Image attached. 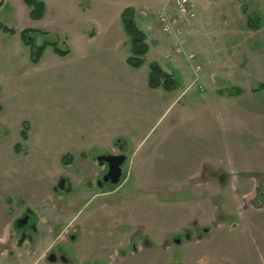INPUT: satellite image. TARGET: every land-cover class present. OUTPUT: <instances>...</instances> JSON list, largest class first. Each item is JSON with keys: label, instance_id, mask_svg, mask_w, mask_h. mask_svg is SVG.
<instances>
[{"label": "rangeland", "instance_id": "1", "mask_svg": "<svg viewBox=\"0 0 264 264\" xmlns=\"http://www.w3.org/2000/svg\"><path fill=\"white\" fill-rule=\"evenodd\" d=\"M41 1L46 9L39 21L28 18L29 10L22 0H3L0 8V23L14 32L0 31V232L6 223L13 233L11 222L23 204L19 200V207H15V201H10L14 206L6 214V194L13 198L19 195L24 202H41L43 208L50 209L61 206L59 200L63 199L60 229L54 236L62 238V231L71 223L83 227L75 244H60L71 264H95L99 258L103 264H264V90L258 89L264 84V71L259 73V59L253 53L258 36L245 32L246 16H257L255 4L243 0L241 13L235 0H196L195 5L189 0L195 14L191 20L194 46H181L182 75L169 69L176 86L167 91L169 98L184 90L185 96L178 107L164 106L162 113L166 112L144 140L142 153L151 146L153 152L144 156L143 173L136 174L135 166L125 161L121 169L122 178L127 173V180L113 193L91 196L84 191L87 185L75 181L70 193L58 198L48 192L52 181L79 170L76 164L66 168L55 151L34 143L43 137L47 121L41 113L44 97L58 95L68 80L83 77L80 73L86 72L81 69L93 67L103 56L116 67L125 64L130 41L120 14L126 8L134 10L136 26L162 58L174 46L171 37L186 42L191 26L182 24L177 35L159 33L155 17L161 11L170 14L174 0ZM232 23L242 25L243 35L225 32ZM24 29L37 31L30 35L34 46L55 43L58 49L68 50L67 55L58 56L47 46L39 62L31 63L29 48L19 38ZM94 30L97 41L91 44L83 31ZM106 44V53L96 50ZM188 54H194L195 59L188 62ZM151 57L149 53L145 58L147 73ZM196 66L201 69L196 72L198 78ZM23 122L33 131L28 156L24 143L18 153L13 150ZM163 126H170V130L162 139L159 130ZM209 165L226 170L217 175L222 176L221 181H212L225 185L226 195L212 198L213 191L210 196L207 191L208 196L203 192L205 196L193 197L197 193L193 189L208 183V179L196 182L194 174L203 173L198 176L201 180L209 173L202 170ZM237 176L244 178L242 185H238ZM113 187L106 185L105 191ZM213 203H218V208L212 217L209 204ZM218 220L221 222L215 228ZM118 226L131 232L140 229L149 246L139 244L137 255L118 258L117 242L124 246L122 238H113L119 236ZM195 226L206 239L189 245V252L183 254L186 247L171 243L169 248L162 246L165 238L178 236L184 241V233ZM206 227L208 231L203 232ZM103 237H110L108 249L96 254L93 239ZM104 239L102 244L107 243Z\"/></svg>", "mask_w": 264, "mask_h": 264}, {"label": "crops", "instance_id": "2", "mask_svg": "<svg viewBox=\"0 0 264 264\" xmlns=\"http://www.w3.org/2000/svg\"><path fill=\"white\" fill-rule=\"evenodd\" d=\"M235 1L238 6H240L239 10L241 12V7L244 4L241 3L243 0H240V2L238 0ZM247 1L255 4L254 6L257 9L256 17L260 21V26L257 29L247 28V31L245 32H248L253 36H258L256 37L257 40H255L257 51H254L253 53L254 56L256 55L255 57L259 59L258 68L259 73H261L264 71V21H261V17L264 18V0ZM192 2L193 5H195L197 1L192 0ZM193 18L185 23H190L191 26L189 29L190 31H188L186 42L175 40V38L171 37L174 46L170 49L171 51L168 54L165 53L163 58L160 55V51L157 49L154 50L155 47L150 44V41L144 34L148 51L144 56V63L141 67H130L126 63L127 57H125V64L129 67L125 64H122L121 67H116L115 64L109 60V57L103 56L104 58L94 62L93 67L89 65L86 68L81 69L86 73L90 70L93 71L91 76H86V73H80L83 77L79 76L68 80L66 86H64L62 92H59L58 95L49 94L44 97L43 100L45 101L41 107V113H43V117L45 121L46 119L47 121L44 125V132H42L43 137L36 138L34 143L36 145L39 144L40 146L46 145L50 150L55 151L56 156H59L61 163L62 158L67 156L65 160L72 161L70 164L65 165L66 168H69L74 164L78 166L77 170H79V172H70V177L68 178L77 182H82L90 178L96 180L104 172L105 167L96 165V163L93 162L94 158L97 156L112 154L124 155L128 165L135 166L134 170L136 174L141 175L143 173V165L145 164L144 156L153 152V147L151 146L149 151L146 150L142 153V144L144 140L152 132L166 112L164 111V113H162L164 106L168 109L178 107L181 97L183 98L185 96V90L176 97L173 96L172 98H169L167 91H164L161 88H149L147 84L148 73L144 70L146 65L145 58L150 53L152 56L150 63H157L163 71L169 74H171V70L169 69H173L182 75V71L180 70H182L183 67L180 64L178 56L180 53L176 52V50L180 49L182 53L181 46H194L192 40L195 33V27L191 22ZM183 26L184 25H181V27ZM181 27H179L176 34H173H179ZM227 30H230L233 34L243 35L244 33L241 24L237 26L235 23H232L230 29L226 28L225 32H227ZM83 32L85 34L84 38L88 42H92L91 44H94L97 41L96 38L98 32L96 30ZM150 45L152 46V49H150ZM101 49H104L106 53L109 50V46L106 44L96 48L97 51ZM165 59L171 64L168 65L167 61L164 62ZM87 68L88 70H86ZM194 73L196 78H198V74L195 70ZM240 90L242 91L244 89L240 88ZM180 109H183V105L180 106ZM256 113L257 111H255V114ZM24 123L27 122H23L22 127ZM27 126L26 139L23 140L21 138V129L19 135L20 139L13 146V150L18 153L19 147L21 146L22 148V143H24L26 148H28V150L25 151V156L30 154V136L33 133L32 126L28 125V123ZM176 128L178 129V127ZM168 130H170V126L161 127L159 133L162 139ZM206 168L217 174L226 172V170L217 169L216 166L209 165L206 166ZM194 175H197V178H195L196 182L202 181V179L198 180L200 178L198 176L202 174L195 173ZM126 176L127 173L125 174L123 182L127 180ZM237 177L239 178V176ZM212 179L213 180L208 179V183L203 184V187H200L199 185V187H196L194 183V188L196 187V189H193V191H196L197 193L192 196H205L203 192H205L207 196L208 194L210 196V191H213L212 198H216L218 195L221 196V194L225 196V185L220 186V183H215L216 179L214 177H212ZM239 179L240 183L238 185H242L244 178ZM214 180L215 182H212ZM53 183L54 181H52L48 188L50 196ZM109 192V189L105 191L104 188L101 190L100 194L103 196ZM4 200L6 204V214L8 213V210L14 206L13 203H9L10 201H15L14 204H16V202L21 200L25 207H29L30 210L37 215V222L35 224L37 233L34 234V247L30 249V254H28L25 249L17 252L18 264H48L44 259L45 255L58 237L54 236L55 231L52 229L53 227L48 225L45 220L54 223V227L59 225V223H61V215H59L57 209L43 208V203L38 201L36 203H30V201L28 202L25 199L24 202V198L19 195H16L13 198L12 195L6 194ZM206 200L207 203H209L208 198ZM212 201L216 202L213 199ZM213 204L216 205H212L213 208L209 204V216L212 217L215 215V211L218 208V203ZM22 209L23 208H21L20 211ZM52 217H54V219H52ZM5 218H7V216ZM70 226H73V224L71 223ZM65 230L62 231V234ZM9 234V226L6 227V223H3L2 231L0 232V244L7 242ZM205 239L206 238L203 240ZM202 241L183 243L181 247H186L183 254L187 253L186 251L191 248L192 245H197ZM189 245L191 246L188 247Z\"/></svg>", "mask_w": 264, "mask_h": 264}, {"label": "flooded vegetation", "instance_id": "3", "mask_svg": "<svg viewBox=\"0 0 264 264\" xmlns=\"http://www.w3.org/2000/svg\"><path fill=\"white\" fill-rule=\"evenodd\" d=\"M98 157V156H97ZM97 157L94 158L93 162L96 163V165L98 166H104V172L101 174V176L99 178H97L96 180H92L87 179L85 181H82L83 184L87 185L86 189L84 190L87 193H91V196H101L100 192L102 189H104L106 187V185H113L111 184L110 180L104 181V177H106L107 175V163H105L103 160L98 161ZM72 161V160H71ZM70 161V163H71ZM126 159L124 160L123 164L125 163ZM69 163V164H70ZM122 164V165H123ZM64 165H68V164H64ZM121 165V167H122ZM208 171L209 173L202 178V180H207L210 179L212 177H214L216 179V181H221L222 180V176H217L219 174L214 173L213 171H210V169H205L204 172ZM224 174V173H223ZM203 175V173H202ZM212 176V177H211ZM124 181V178H122V169H121V177H120V181L118 184L113 185L114 187L110 190L109 193H113L114 191H116L117 188H119L122 184V182ZM75 182L73 180H71L68 177H59L56 181H54V184L52 186L51 189V194L52 195H56L58 196V198H62V196L64 194H69L70 191L72 190V183ZM95 187V188H94ZM94 189L95 192L93 193L92 191ZM80 190L83 191V189L80 188ZM59 202H61V206H56L53 205L51 207L52 208H56L57 211L59 212L61 210V208L64 206V200L61 199L59 200ZM15 207H19V203L14 204ZM22 205V210L15 216L13 217L12 220V230L13 233L9 234L8 238H7V242L4 244H0V264H18V254L17 252L19 250H23L25 249L28 254H30V249H32L34 247L33 244V240L35 238L34 234L37 233L36 232V228H35V224L37 221H35V216L37 218V215L35 213H33L29 207H25L24 204ZM10 211V210H9ZM8 211V212H9ZM223 217V216H221ZM45 222H47L48 225L52 226L53 230L55 232H57L59 228V225H56V227H54V223L50 222L49 220H45ZM221 222L220 220L216 221V227L217 225H219L218 223ZM194 224V223H192ZM123 227V228H122ZM118 226L116 231H118L117 234H119L118 237H113L114 239H118L120 240L121 238L123 239V245L121 246L120 243L117 242V251H116V256L118 258H121L122 260H124L126 257L128 258L129 256H135L137 255V253L139 252L138 250V245L142 244L144 246H149V244L144 241V235L139 234L140 233V229H135L133 230V232L129 231L128 228L124 227V226ZM83 227H75V226H70L67 227L66 230L64 231L63 234H61V237L59 240L57 239V241L54 242V244L49 248V250L47 251L46 255H45V261L48 264H71V258L66 255V253H64L62 251V249L60 248V244L61 243H65L66 245H72L75 244L78 240H79V236H80V232L82 231ZM116 229V226H115ZM194 229V230H193ZM192 230H187V232L184 233V241H182V238L176 236V237H170L165 238L164 241L162 242V246L165 244L166 247L164 248H169L171 244L176 245L177 247H181V245L184 242H192L193 240H195V242H199L200 240L202 241L205 236L201 235L200 233V227L199 226H195V228H193ZM208 228H204L203 232H207ZM196 233V238L194 237V239L192 238V234ZM109 238L110 237H106V244H102L101 240L104 239L103 238H94L92 241L94 242V251L97 252H104L107 248V245H109ZM104 239V240H105ZM120 245V246H119ZM5 246V248H3ZM147 248V247H144ZM96 258V257H95ZM105 258H108V255L105 256ZM98 263L95 264H103V260L102 258L97 259ZM94 262V260H92ZM179 261V260H178ZM177 261V262H178ZM176 262V263H177ZM94 264V263H93Z\"/></svg>", "mask_w": 264, "mask_h": 264}, {"label": "trees", "instance_id": "4", "mask_svg": "<svg viewBox=\"0 0 264 264\" xmlns=\"http://www.w3.org/2000/svg\"><path fill=\"white\" fill-rule=\"evenodd\" d=\"M3 0H0V8L2 6ZM24 6L29 10L28 18L33 21H39L44 17L45 14V3L41 0H22ZM120 19L124 28L125 33L129 37L130 41V55L126 58V63L132 68H139L144 63V56L148 51V46L145 43L144 33L138 29L134 22V10L132 8L124 9L120 14ZM247 26L250 29H257L260 26V21L255 16L251 18L247 17ZM0 31L6 34H13V30L3 26L0 23ZM31 33H37V31L24 29L19 33V38L21 43L29 48L30 62L38 63L41 59L44 50L47 46H51L53 52L58 56H65L68 50H60L56 47L55 43L43 44L40 46H34L33 39L31 38ZM148 87L151 89L162 88L165 91H172L176 86V81L173 79L172 75L163 71L157 63L149 64V73L147 77ZM258 89L264 90V84L260 85ZM27 124L24 123L21 131V138L23 140L27 137ZM67 157V156H66ZM62 158L63 164H69L71 160L65 161Z\"/></svg>", "mask_w": 264, "mask_h": 264}, {"label": "built area", "instance_id": "5", "mask_svg": "<svg viewBox=\"0 0 264 264\" xmlns=\"http://www.w3.org/2000/svg\"><path fill=\"white\" fill-rule=\"evenodd\" d=\"M172 8L173 10L170 14L161 11L155 17V24L158 31L164 35L176 33L182 24L194 17L193 6L189 0H174ZM179 51L180 49L176 50L178 53ZM194 59V54L187 55L188 61L191 62ZM199 70L200 67L196 66L195 71L197 72Z\"/></svg>", "mask_w": 264, "mask_h": 264}, {"label": "water", "instance_id": "6", "mask_svg": "<svg viewBox=\"0 0 264 264\" xmlns=\"http://www.w3.org/2000/svg\"><path fill=\"white\" fill-rule=\"evenodd\" d=\"M98 161L103 160L107 163V175L104 177V181L110 180L111 184L116 185L120 181L121 177V165L125 160V156L122 154H112L106 156H98Z\"/></svg>", "mask_w": 264, "mask_h": 264}]
</instances>
